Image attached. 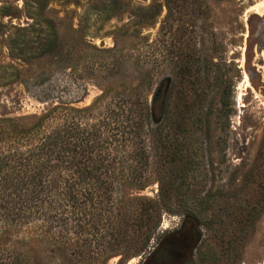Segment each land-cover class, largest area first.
Segmentation results:
<instances>
[{"label": "trees", "instance_id": "trees-1", "mask_svg": "<svg viewBox=\"0 0 264 264\" xmlns=\"http://www.w3.org/2000/svg\"><path fill=\"white\" fill-rule=\"evenodd\" d=\"M187 2L165 0L153 44L157 66L168 72L150 100L141 89L147 71L133 88L102 89L87 106L57 104L0 118V264H33L39 260L33 242L48 246L61 264L127 260L161 238L164 214L200 219L209 196L196 198L200 209L179 199L180 187L195 177L187 139L193 126L205 143L202 154L217 153L212 142L223 141L230 126L240 70L207 28V4L201 9L193 0L188 10ZM57 46L53 29L39 51ZM151 182L157 183L153 196L125 191ZM253 225L243 221L244 229Z\"/></svg>", "mask_w": 264, "mask_h": 264}, {"label": "rangeland", "instance_id": "rangeland-1", "mask_svg": "<svg viewBox=\"0 0 264 264\" xmlns=\"http://www.w3.org/2000/svg\"><path fill=\"white\" fill-rule=\"evenodd\" d=\"M198 1L201 9L207 4L205 22L223 43L225 58L240 70L230 126L223 141L212 142L217 153L202 154L205 143L193 126L187 139L195 177L180 187L179 199L198 209L196 198L209 199L200 219L164 214L161 238L147 252L127 260L114 256L106 264H264V0ZM187 3L189 10L193 0ZM165 14V0H0V118L39 114L57 104L87 106L102 89L133 88L147 71L141 89L150 100L168 72L157 66L153 44ZM53 29L58 46L40 53ZM125 191L153 196L157 183ZM244 220L254 225L244 229ZM169 238L185 245L181 257L152 261ZM32 247L39 258L33 264H61L48 246Z\"/></svg>", "mask_w": 264, "mask_h": 264}, {"label": "water", "instance_id": "water-1", "mask_svg": "<svg viewBox=\"0 0 264 264\" xmlns=\"http://www.w3.org/2000/svg\"><path fill=\"white\" fill-rule=\"evenodd\" d=\"M184 247L185 245L176 238L166 239L159 244L158 248L151 255V259L154 262L179 259Z\"/></svg>", "mask_w": 264, "mask_h": 264}]
</instances>
